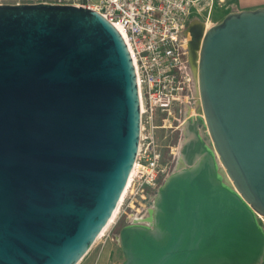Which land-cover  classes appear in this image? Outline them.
Returning a JSON list of instances; mask_svg holds the SVG:
<instances>
[{
  "label": "water",
  "instance_id": "1",
  "mask_svg": "<svg viewBox=\"0 0 264 264\" xmlns=\"http://www.w3.org/2000/svg\"><path fill=\"white\" fill-rule=\"evenodd\" d=\"M196 42L205 122L188 123L148 224L120 231L122 264H264V8L202 23ZM139 140L136 71L111 23L71 5L0 6V264H79Z\"/></svg>",
  "mask_w": 264,
  "mask_h": 264
},
{
  "label": "built area",
  "instance_id": "2",
  "mask_svg": "<svg viewBox=\"0 0 264 264\" xmlns=\"http://www.w3.org/2000/svg\"><path fill=\"white\" fill-rule=\"evenodd\" d=\"M40 3L93 10L125 33L138 82L140 140L118 212L138 222L134 210L150 211L159 189L176 172L178 154L173 149L165 153L159 132L168 130L177 110L188 105L204 118L185 33L192 15L204 12L213 0H0V6ZM257 216L264 227V217Z\"/></svg>",
  "mask_w": 264,
  "mask_h": 264
},
{
  "label": "rangeland",
  "instance_id": "3",
  "mask_svg": "<svg viewBox=\"0 0 264 264\" xmlns=\"http://www.w3.org/2000/svg\"><path fill=\"white\" fill-rule=\"evenodd\" d=\"M234 0H213V5H208L206 10L201 14L194 13L191 17V22H201L204 24L206 30L220 24L230 11H232V4ZM198 117V112L195 105H188L178 109L175 117L172 120L171 127L168 130L160 131L162 145L165 153L173 149L177 153V159L173 164L176 171L180 163L181 148L188 138V123L194 121ZM194 118V119H193ZM166 155V156H167ZM134 219L141 224H148L146 220L150 217L148 210L138 212L134 210ZM135 220V221H136ZM132 218L127 219L121 217L117 213L114 221L108 225L105 234L99 237L88 254L79 262V264H122L125 260L121 247L118 242L120 231L131 224ZM102 235V234H101Z\"/></svg>",
  "mask_w": 264,
  "mask_h": 264
},
{
  "label": "flooded vegetation",
  "instance_id": "4",
  "mask_svg": "<svg viewBox=\"0 0 264 264\" xmlns=\"http://www.w3.org/2000/svg\"><path fill=\"white\" fill-rule=\"evenodd\" d=\"M201 22H190L189 27H191L190 30H187V33H185V36L189 38V51H190V60L192 63V69L193 65L195 63V52H196V41H197V36L200 32V28H201ZM194 119V118H193ZM195 120V119H194ZM182 167V163L178 164L177 170L180 169Z\"/></svg>",
  "mask_w": 264,
  "mask_h": 264
},
{
  "label": "crops",
  "instance_id": "5",
  "mask_svg": "<svg viewBox=\"0 0 264 264\" xmlns=\"http://www.w3.org/2000/svg\"><path fill=\"white\" fill-rule=\"evenodd\" d=\"M259 8H264V0H234L232 11L229 13L256 10Z\"/></svg>",
  "mask_w": 264,
  "mask_h": 264
},
{
  "label": "bare ground",
  "instance_id": "6",
  "mask_svg": "<svg viewBox=\"0 0 264 264\" xmlns=\"http://www.w3.org/2000/svg\"><path fill=\"white\" fill-rule=\"evenodd\" d=\"M119 32L121 33V35H122L123 38L125 39V33H124V31L121 30V29H119ZM195 119H196V118H195ZM203 121L205 122V119H204V118H203ZM206 135H209L208 132H207V129H206ZM122 198H123V197H121V200H122ZM118 205H119V204H118ZM117 213H118V206H117V208H116V210H115V212H114V214H113L111 220L109 221L108 225H110V224L114 221V219H115ZM108 225H107L106 228L102 231V233H101L102 235H100L101 237L105 234V231L107 230Z\"/></svg>",
  "mask_w": 264,
  "mask_h": 264
}]
</instances>
